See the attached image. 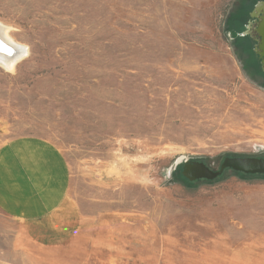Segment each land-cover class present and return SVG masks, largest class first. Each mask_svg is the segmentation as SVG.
<instances>
[{
    "label": "rangeland",
    "instance_id": "obj_1",
    "mask_svg": "<svg viewBox=\"0 0 264 264\" xmlns=\"http://www.w3.org/2000/svg\"><path fill=\"white\" fill-rule=\"evenodd\" d=\"M260 1L0 0L25 52L0 67V142L59 151L77 220L41 246L0 211V264H264V173L182 174L264 163Z\"/></svg>",
    "mask_w": 264,
    "mask_h": 264
},
{
    "label": "crops",
    "instance_id": "obj_2",
    "mask_svg": "<svg viewBox=\"0 0 264 264\" xmlns=\"http://www.w3.org/2000/svg\"><path fill=\"white\" fill-rule=\"evenodd\" d=\"M69 183L67 165L49 142H0V211L35 243L57 246L75 234L77 220L64 213Z\"/></svg>",
    "mask_w": 264,
    "mask_h": 264
},
{
    "label": "bare ground",
    "instance_id": "obj_3",
    "mask_svg": "<svg viewBox=\"0 0 264 264\" xmlns=\"http://www.w3.org/2000/svg\"><path fill=\"white\" fill-rule=\"evenodd\" d=\"M254 9L255 10L252 11L250 17H256L259 19L256 29H254V33L258 36L259 44H261L262 46V50H259L258 48L257 51L262 53L264 51V0L258 2L256 8ZM3 29L4 28L0 27V67L11 70L16 63V60L20 59L25 54V52L23 48L17 46L9 39L6 32H4L6 30ZM229 164L237 166L244 170H258L261 169L260 167H264V164H262V162L254 163L249 161H235L230 162ZM254 165L257 167H255ZM186 174L190 178L210 175L204 167L199 165H188Z\"/></svg>",
    "mask_w": 264,
    "mask_h": 264
},
{
    "label": "water",
    "instance_id": "obj_4",
    "mask_svg": "<svg viewBox=\"0 0 264 264\" xmlns=\"http://www.w3.org/2000/svg\"><path fill=\"white\" fill-rule=\"evenodd\" d=\"M256 6H257V4L255 5V7L254 8H256ZM255 10V9H254ZM253 10V11H254ZM252 14V13H251ZM250 14V15H251ZM253 19H258V18H256V17H254ZM263 42V41H262ZM264 45V44H263ZM258 48H259V50H262V46H261V44H259V46H258ZM258 56L260 57V61H261V67H262V70H263V72H264V65H263V63H264V51L262 52V53H260V52H258ZM235 161H249V162H254V163H260V162H262L261 160H258V159H243V158H227V159H225L224 160V162L221 164V166H220V170L217 172V173H213V172H211L208 168H206L203 164H200V163H193L192 165H199V166H202V167H204L205 168V170L206 171H208V173L210 174V175H203V176H197V177H194V178H190V177H188L187 176V174H186V172H187V166L188 165H186L185 166V168H184V170H183V176L185 177V178H187L190 182H193V181H196V180H199V179H201V178H215V177H217L219 174H221L224 170H226V169H232V170H234V171H237V172H241V173H244V174H247V175H255V174H258V173H264V167L262 166V167H260L261 169H258V170H244V169H241V168H239V167H237V166H234V165H230L229 163L230 162H235ZM262 164H264L263 162H262ZM255 166V165H254ZM255 167H257V166H255Z\"/></svg>",
    "mask_w": 264,
    "mask_h": 264
},
{
    "label": "trees",
    "instance_id": "obj_5",
    "mask_svg": "<svg viewBox=\"0 0 264 264\" xmlns=\"http://www.w3.org/2000/svg\"><path fill=\"white\" fill-rule=\"evenodd\" d=\"M181 165V164H180ZM180 165H179V169L181 168V167H183V164L181 165V167H180ZM207 166V165H206ZM178 167V166H177ZM225 171V170H224ZM239 175H241L242 177H245V178H251V177H258V175L257 174H255V175H245V174H239ZM199 181H202V180H197V181H194V182H199ZM189 182V181H188Z\"/></svg>",
    "mask_w": 264,
    "mask_h": 264
}]
</instances>
